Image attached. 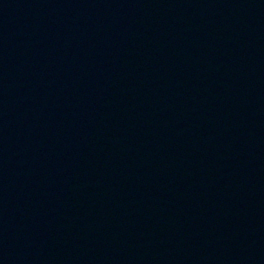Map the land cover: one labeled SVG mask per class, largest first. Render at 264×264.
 Here are the masks:
<instances>
[{"label":"water","instance_id":"obj_1","mask_svg":"<svg viewBox=\"0 0 264 264\" xmlns=\"http://www.w3.org/2000/svg\"><path fill=\"white\" fill-rule=\"evenodd\" d=\"M0 264H264V0H0Z\"/></svg>","mask_w":264,"mask_h":264}]
</instances>
